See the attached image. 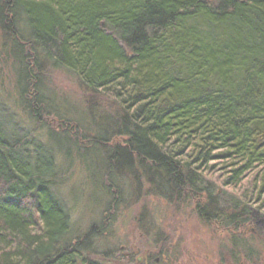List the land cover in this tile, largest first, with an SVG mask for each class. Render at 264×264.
Segmentation results:
<instances>
[{
	"label": "trees",
	"instance_id": "16d2710c",
	"mask_svg": "<svg viewBox=\"0 0 264 264\" xmlns=\"http://www.w3.org/2000/svg\"><path fill=\"white\" fill-rule=\"evenodd\" d=\"M0 33L16 96L0 93V264L133 262L111 231L148 197L232 230L234 264H264V230L243 236L249 204L264 221V0H0ZM50 71L80 82L84 116L56 104ZM74 163L106 194L80 234L60 197ZM250 177L256 201L226 190Z\"/></svg>",
	"mask_w": 264,
	"mask_h": 264
},
{
	"label": "rangeland",
	"instance_id": "374dc122",
	"mask_svg": "<svg viewBox=\"0 0 264 264\" xmlns=\"http://www.w3.org/2000/svg\"><path fill=\"white\" fill-rule=\"evenodd\" d=\"M2 44L0 33V93L10 102L16 98L13 58L7 56ZM48 87L54 94L69 102V105L64 104L55 97L59 107L64 106L65 111L79 117L84 116L85 112L79 107L82 109L87 107V93L76 78L64 71H50ZM18 111L20 116L24 117L22 108ZM224 165L226 164L214 165V171L209 173V178L218 181L217 184L220 186H222L220 178L225 176L219 170ZM67 176L69 180L61 198L69 207L75 209L72 214L74 230L79 234L85 233L92 224L99 222V214L94 210L97 209V205H101V199L96 195L97 189L88 182L85 171L78 164L74 163L69 168ZM252 182L250 177L240 187L226 190L233 192L237 197L246 193L248 201L252 199L256 201L258 185L255 187ZM249 205L252 206L253 223L245 227L243 232L245 239H251L252 234L258 230H264V221L261 216L263 211H260V205L254 202ZM120 212L118 222L111 231L114 234L110 238L111 248L118 247L121 254L133 251L135 257L133 262L127 257L121 258L117 264H143L142 259L148 257H152L154 264H234L230 258L226 257L227 251L232 248L230 245L232 230L228 232L219 229L216 225L203 223L193 212L192 207H181L177 210L175 206H169L161 200L148 197L127 209L121 208ZM141 215H143L142 221ZM163 243L167 247L164 250L171 251L170 258H168L169 254L163 256L161 253ZM97 245L102 252L105 245L99 243ZM239 264L251 263L241 260Z\"/></svg>",
	"mask_w": 264,
	"mask_h": 264
},
{
	"label": "bare ground",
	"instance_id": "6f19581e",
	"mask_svg": "<svg viewBox=\"0 0 264 264\" xmlns=\"http://www.w3.org/2000/svg\"><path fill=\"white\" fill-rule=\"evenodd\" d=\"M123 45V44H122ZM16 126H17V123L15 124V126H14V128H16ZM100 172L99 173H101V176H104L105 175V171H103V170H99ZM85 174H86V177H87V172L85 171ZM60 179H62L61 181H67V183H68V176L66 175V174H63L61 177H60ZM96 195H98V196H100L102 199H104V198H106V194L104 193V191L100 188H97V193H96ZM60 197H62V195H60ZM177 208V210H180V207L178 206V207H176ZM143 215H141L140 216V219H141V221H142V217ZM147 224H149V223H147Z\"/></svg>",
	"mask_w": 264,
	"mask_h": 264
}]
</instances>
